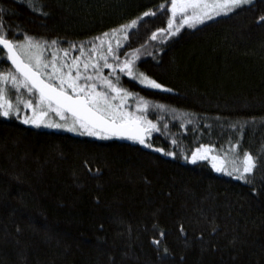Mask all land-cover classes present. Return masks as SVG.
Instances as JSON below:
<instances>
[{
    "label": "trees",
    "instance_id": "1",
    "mask_svg": "<svg viewBox=\"0 0 264 264\" xmlns=\"http://www.w3.org/2000/svg\"><path fill=\"white\" fill-rule=\"evenodd\" d=\"M28 2L0 0L9 38L68 48L90 47L168 0H33L36 10ZM168 15L145 17L119 39L121 59L139 50L137 71L172 91L121 83L150 102L149 119L168 124L152 134L154 148L177 156L0 117V264H264V0L152 40ZM5 98L16 101L11 90ZM237 141L258 161L250 182L183 159L199 144Z\"/></svg>",
    "mask_w": 264,
    "mask_h": 264
},
{
    "label": "snow or ice",
    "instance_id": "2",
    "mask_svg": "<svg viewBox=\"0 0 264 264\" xmlns=\"http://www.w3.org/2000/svg\"><path fill=\"white\" fill-rule=\"evenodd\" d=\"M251 3L252 0H168L161 3L156 11H145L130 23L95 37L89 42L90 47L73 43L68 48H62L57 40L49 42L26 34L22 39L14 33L13 38H9L5 26L0 23V52L4 54L0 56V62H11V69L0 71V117L14 116L24 124L63 128L99 139H127L165 156L176 157V151L154 148L150 142L152 134L161 132L162 128L167 130L168 124L161 125L149 119L153 106L148 100L124 88L121 76L130 77L152 89L168 92L172 89L137 71L139 50L123 53L124 58L121 59L120 49L124 45L120 43L119 36L122 33L127 42L129 29H135L145 17L169 13L167 26L152 32L151 39L156 40L157 33L165 38L173 37L185 27L196 28ZM28 6L36 10L33 0H29ZM260 22H264V16L259 18ZM113 39L116 40L115 46ZM73 52L78 55H72ZM105 69L109 70L107 75ZM8 85L16 96L15 103L5 98L10 91ZM21 89L28 94L27 99H23ZM134 95L137 102L135 111H131L128 99ZM155 107L163 109L165 106ZM51 116L58 117L59 122ZM163 119V116L157 118ZM173 119L179 117L173 116ZM186 122L192 124L193 120L186 119ZM180 127H185L184 123ZM171 145L181 147L176 138L171 139ZM238 145L239 141L230 144L228 151L219 155L213 154L215 145L199 144L191 151L190 157L185 155L184 158L190 159L193 164L209 161L216 172L235 175L236 179L250 182L249 177L258 167V161L247 151L242 155L238 153Z\"/></svg>",
    "mask_w": 264,
    "mask_h": 264
},
{
    "label": "rangeland",
    "instance_id": "3",
    "mask_svg": "<svg viewBox=\"0 0 264 264\" xmlns=\"http://www.w3.org/2000/svg\"><path fill=\"white\" fill-rule=\"evenodd\" d=\"M120 36L123 37V34H121ZM113 43L115 44V43H116V40H114ZM121 44H122V43H121ZM105 70H107V69H105ZM6 99H7V98H6ZM15 102H16V101H13V103H15ZM28 114H30V110H28ZM21 115H23V112L21 113ZM50 118L56 120L57 122H59V118H58V117L51 116ZM21 121H22V120H21ZM27 125H30V124H27ZM30 126L36 128V126H34V125H30ZM38 128H41V129H44V130L49 129V130H54V131H61V132L71 133V134L78 135V136L80 135V134H78V133H76V132H70V131H67L66 129H63V128H49V127H45V126H43V125L40 126V127H38ZM85 136H87V135H85ZM87 137H91V136H87ZM93 138H94V139L101 140V139H99V138H97V137H93ZM228 149H229V146H228V147H225V148H221V150L215 148L213 154L223 155L225 151H228ZM236 151H237L238 153H240V152L238 151V149H236ZM185 155H188V156L190 157L191 152H189L188 154H185ZM185 155H183V159H184L185 161H188V162H189L190 159L186 160V159L184 158ZM241 155H242V154H241ZM207 162L210 164L209 161H207ZM210 166H211V164H210ZM220 174H223V173H220ZM224 175H226V174H224ZM226 176H228V175H226ZM229 177H231V178H235V175H233V176H229ZM235 179H236V178H235ZM237 180H239V179H237ZM240 181H244V180H240Z\"/></svg>",
    "mask_w": 264,
    "mask_h": 264
},
{
    "label": "water",
    "instance_id": "4",
    "mask_svg": "<svg viewBox=\"0 0 264 264\" xmlns=\"http://www.w3.org/2000/svg\"><path fill=\"white\" fill-rule=\"evenodd\" d=\"M8 64H9V66L11 67V62L10 61H8L7 62ZM123 140V139H122ZM125 140H127V139H125ZM129 141H131V140H129Z\"/></svg>",
    "mask_w": 264,
    "mask_h": 264
}]
</instances>
